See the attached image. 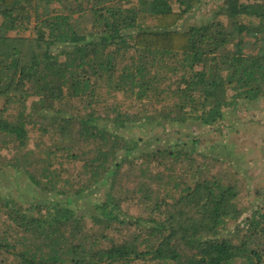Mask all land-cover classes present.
Here are the masks:
<instances>
[{
	"label": "trees",
	"instance_id": "obj_1",
	"mask_svg": "<svg viewBox=\"0 0 264 264\" xmlns=\"http://www.w3.org/2000/svg\"><path fill=\"white\" fill-rule=\"evenodd\" d=\"M200 1L0 0V147L20 155L0 166V183L11 166L34 187L25 206L0 185L2 227L27 246L5 233L0 253L15 264H264V211L245 215L236 179L210 171L222 157L190 170L192 182L170 179L198 152L183 128L221 123L240 101L264 100V1L228 0L209 22L183 29ZM113 97L161 109L155 119L146 109L104 116ZM158 119L174 144L132 134ZM38 130L56 139L49 158L32 162L25 150ZM74 161L83 174L64 179ZM136 162L167 173L156 170L122 197L116 184ZM137 199L146 214L124 211Z\"/></svg>",
	"mask_w": 264,
	"mask_h": 264
},
{
	"label": "rangeland",
	"instance_id": "obj_2",
	"mask_svg": "<svg viewBox=\"0 0 264 264\" xmlns=\"http://www.w3.org/2000/svg\"><path fill=\"white\" fill-rule=\"evenodd\" d=\"M226 1L228 0H201L194 11L182 21V28L187 29L192 25L209 22L213 15L220 11V8ZM127 62L128 59L126 58L120 59L119 66L122 67ZM101 87L103 95L111 93L108 91V86L101 85ZM110 99L108 103L100 108L104 116L111 115L112 117L121 111L123 113L128 112L132 115L138 114L140 117H143L144 110L146 109L147 113L151 114L155 119V116L158 115V111L161 109L160 106L153 105L141 107L139 102L132 98L113 97ZM166 101L172 103L174 99L168 98ZM4 104L5 100L0 97V111L4 107ZM18 107V105L17 107L16 105H12L11 111H16ZM142 121L147 120H141L140 123ZM164 121L162 120V122ZM108 122L111 125L112 121ZM147 122L146 125H142L145 126V130L143 128L140 130V127L136 126L132 128V134L143 137H159L158 145L165 143L174 144L176 142V137L173 135H164L165 129L159 119ZM182 130L184 134H195L194 139L198 141L197 146L194 143L192 144L191 138L190 140H188L189 138H183L184 141L190 143L188 146L189 149H196L199 154L196 152L193 155L195 157L193 163L189 161L185 168L180 166V170L175 175L172 173L170 179L173 177L176 180L178 176H183L185 180H189L190 175H192L190 170L196 169L198 165H205L206 163H211L212 165L216 162L215 157H222L221 159L224 160L225 164L211 168L210 171L216 174H220L221 172V177L226 181H235L234 178L236 179L235 182L238 183L240 188L238 206L245 211V215H249L259 209L264 211V100L254 103L245 100L240 101L236 107L226 111L225 119L221 123H216L212 126L193 123L191 124V128L185 127ZM126 133L123 129L121 135ZM55 139V136L50 132L45 134L40 130L32 132L30 143L25 152L28 153L32 162H42L50 157L47 151ZM142 154L143 152H137L135 154V161L137 159L138 162L142 163ZM19 156L15 147L13 148L9 145L0 147V166ZM135 165L134 167H128L126 165L124 169L127 171L123 175L129 174V178H121V180H118V184H116L117 194L122 197L133 195L140 183L148 184L151 177L154 175L157 176L155 173L156 170L166 172V170L163 168L159 169L154 164L146 163L142 166L137 163ZM68 168L69 173L63 176L64 179L68 176L82 175L84 171L82 162L80 161L71 162L68 164ZM144 170L148 173L144 174ZM150 170L152 171V175H150ZM6 172L8 177L0 185L7 186L8 188L2 189L1 192L12 196L25 206H29V200L34 192V187L30 185V180H28L24 172H17L11 166L8 167ZM189 182H192V180H189ZM155 187L158 189L159 185L156 184ZM19 193H22L24 197H19ZM140 201L137 199L132 203V201L126 200L123 208L124 211L134 215H141L143 212L146 214V206ZM2 219L3 215H0V236L9 233L11 242L16 243L20 249L26 248L27 246L24 244V240L26 239L25 235L17 234L18 232L15 229L6 230L4 225L2 227ZM229 224L227 232L235 227L233 221L229 222ZM93 226L94 223L89 222L88 227L91 229ZM94 230L98 232L101 228L94 226ZM13 258V256L6 257L4 253H0V264H15Z\"/></svg>",
	"mask_w": 264,
	"mask_h": 264
}]
</instances>
